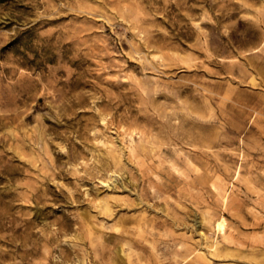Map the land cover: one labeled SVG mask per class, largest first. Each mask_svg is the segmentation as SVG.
I'll list each match as a JSON object with an SVG mask.
<instances>
[{
  "label": "rangeland",
  "instance_id": "1",
  "mask_svg": "<svg viewBox=\"0 0 264 264\" xmlns=\"http://www.w3.org/2000/svg\"><path fill=\"white\" fill-rule=\"evenodd\" d=\"M0 264H264V0H0Z\"/></svg>",
  "mask_w": 264,
  "mask_h": 264
},
{
  "label": "bare ground",
  "instance_id": "2",
  "mask_svg": "<svg viewBox=\"0 0 264 264\" xmlns=\"http://www.w3.org/2000/svg\"><path fill=\"white\" fill-rule=\"evenodd\" d=\"M223 226H224V219H221L217 222V227L220 230H223Z\"/></svg>",
  "mask_w": 264,
  "mask_h": 264
}]
</instances>
